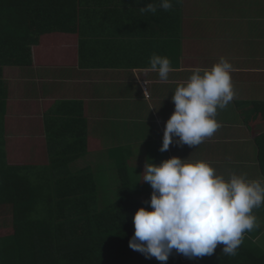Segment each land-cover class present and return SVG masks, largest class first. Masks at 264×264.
Masks as SVG:
<instances>
[{
    "label": "crops",
    "instance_id": "crops-1",
    "mask_svg": "<svg viewBox=\"0 0 264 264\" xmlns=\"http://www.w3.org/2000/svg\"><path fill=\"white\" fill-rule=\"evenodd\" d=\"M113 1L88 4L97 3L108 12L89 26L107 34L113 30V52L105 59H114L116 67L34 64L4 69L5 134L17 139L27 162L45 159L46 111L61 102L77 101L82 104L88 138L98 142V150L78 160L71 170L93 172L96 167L93 174L101 177L103 193L114 187L117 197L121 187L117 166L124 163L138 191L136 197L150 200L152 189L142 181L145 164H160L173 156L207 161L225 178L231 172L264 178L257 146L264 124L252 109L254 103L264 101V0H182L180 4L173 0L170 10L158 8L155 14L142 13L140 8L158 0ZM154 53L168 57L176 69L167 81L156 72L144 71ZM221 57L233 65L235 90L233 101L218 109L221 127L199 146L178 145L174 137L167 151H159L166 121L174 111L171 96L176 87L194 68L211 67ZM7 70L17 75V84H8ZM259 212L262 207L253 210ZM3 213L10 219L8 209H0Z\"/></svg>",
    "mask_w": 264,
    "mask_h": 264
},
{
    "label": "trees",
    "instance_id": "trees-1",
    "mask_svg": "<svg viewBox=\"0 0 264 264\" xmlns=\"http://www.w3.org/2000/svg\"><path fill=\"white\" fill-rule=\"evenodd\" d=\"M88 1L0 0V209L11 214L0 221V264H182L175 250L161 262L129 247L134 213L151 209L149 200L136 197L124 163L117 166L121 187L115 198L104 197L109 192H100L90 169L72 172L73 164L98 150V142L88 138L82 104L65 101L46 111L47 148L40 161L29 164L17 139L5 134L6 67H116L114 59H105L113 52V30L107 34L89 26L108 12L94 2L89 7ZM252 109L264 124V101ZM257 146L264 177V133ZM263 232L245 233L235 256L223 254L218 245L212 256L199 260L264 264V250L256 245Z\"/></svg>",
    "mask_w": 264,
    "mask_h": 264
},
{
    "label": "clouds",
    "instance_id": "clouds-1",
    "mask_svg": "<svg viewBox=\"0 0 264 264\" xmlns=\"http://www.w3.org/2000/svg\"><path fill=\"white\" fill-rule=\"evenodd\" d=\"M176 4L182 0H175ZM173 0L149 3L140 11H167ZM145 72H156L162 81L175 71L166 56L153 54ZM233 65L224 57L211 67H196L171 96L174 111L167 119L159 151L173 143L199 146L221 127L216 116L235 98ZM143 182L152 193L150 209L140 207L132 217L134 234L129 247L146 258L166 262L173 250L188 259L212 256L218 245L222 253L235 256L245 233L259 227L253 210L264 206V178L249 179L231 172L217 174L207 161L173 156L160 164H145Z\"/></svg>",
    "mask_w": 264,
    "mask_h": 264
},
{
    "label": "rangeland",
    "instance_id": "rangeland-1",
    "mask_svg": "<svg viewBox=\"0 0 264 264\" xmlns=\"http://www.w3.org/2000/svg\"><path fill=\"white\" fill-rule=\"evenodd\" d=\"M18 74V73H17ZM6 77H7V82H8V84L10 85L11 83H16L17 84V82H15V78L17 77V75L16 74H14V71H12V70H7L6 71ZM14 81V82H13ZM12 89V92L15 90L14 88H11ZM94 169H93V173H95V171H96V167H93ZM96 175V174H95ZM95 178H96V181H97V184L99 185V190H100V192H102L103 193V188L102 187H100L101 185V183H100V176H95ZM112 189H110V192H109V194L107 195V198H114V197H116V195H114L115 194V189L116 188H114V187H111ZM256 217H257V222H258V224H259V227L258 228H256V229H254L253 231H256V230H258V229H260V228H262L263 230H264V212H259L258 214H254ZM7 217V214L6 213H3V214H0V221H1V219L2 218H6ZM256 245L258 246V248H260L261 250H264V232H263V235L260 237V238H258L257 239V241H256ZM182 255V254H181ZM182 260H183V263L182 264H201V262H200V260H199V258H196V259H188L187 257H185V256H183L182 255Z\"/></svg>",
    "mask_w": 264,
    "mask_h": 264
}]
</instances>
